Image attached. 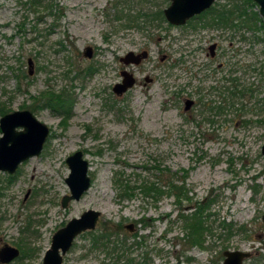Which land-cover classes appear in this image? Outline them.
I'll list each match as a JSON object with an SVG mask.
<instances>
[{
  "label": "rangeland",
  "instance_id": "rangeland-1",
  "mask_svg": "<svg viewBox=\"0 0 264 264\" xmlns=\"http://www.w3.org/2000/svg\"><path fill=\"white\" fill-rule=\"evenodd\" d=\"M170 3L0 0V119L30 109L50 128L39 155L12 175L0 172V248L22 250L8 264H42L54 233L89 209L101 212L96 228L75 238L63 264H223L227 250L264 256V31L205 26L209 15L173 25L158 17ZM130 51L148 57L124 64ZM123 70L136 84L118 96ZM61 92L75 101L67 121L39 106ZM186 99L194 100L189 110ZM78 150L92 184L64 208L66 159ZM150 184L163 193H142ZM188 218L203 226L197 244Z\"/></svg>",
  "mask_w": 264,
  "mask_h": 264
},
{
  "label": "water",
  "instance_id": "water-1",
  "mask_svg": "<svg viewBox=\"0 0 264 264\" xmlns=\"http://www.w3.org/2000/svg\"><path fill=\"white\" fill-rule=\"evenodd\" d=\"M260 6V15L264 17V0H254ZM215 0H172L165 8L164 13L169 23L183 25L190 18L210 8ZM216 44L210 46L212 56L215 55ZM85 55L92 57L93 48L88 46ZM148 57V51L135 53L128 52L120 60L124 64H139ZM30 74L33 73V60L29 59ZM122 81L114 85L113 91L122 96L136 84L135 76L123 70ZM194 105V100L186 99L185 110ZM0 172L13 174L25 160L41 153L44 143L50 134L49 126L40 121L30 109L15 110L4 114L0 119ZM264 154V145L262 146ZM70 174L66 182L70 194L62 197L61 204L66 208L72 200H79L91 187L92 180L89 176V161L84 152L78 150L66 159ZM101 212L95 209L84 211L80 217L72 218L64 227L60 228L52 237L51 246L46 250L42 264H63L64 255L70 250L75 238L84 231L96 228ZM264 221V214L262 216ZM224 264H243L250 257V252L240 250L224 252ZM20 255V249L10 244H5L0 249V263L8 264Z\"/></svg>",
  "mask_w": 264,
  "mask_h": 264
},
{
  "label": "trees",
  "instance_id": "trees-1",
  "mask_svg": "<svg viewBox=\"0 0 264 264\" xmlns=\"http://www.w3.org/2000/svg\"><path fill=\"white\" fill-rule=\"evenodd\" d=\"M256 6L257 3L254 0H241L238 3H235L232 7L224 6L221 9L213 8V19L210 21L208 20V22L205 23L206 25L221 24L223 27H233L238 29L253 27L256 28V30L264 31V19L260 17L258 11L253 10V8ZM158 17H160L159 19L162 20L165 19L162 15V12L159 13ZM44 97V100H42V103L39 106L47 107L54 113L62 115V118L65 121L69 120L72 117L75 101L71 94H69L68 92H61L59 94H50ZM124 189L125 193H128L129 195L131 193L130 191H133V188L127 185H125ZM142 193H144L145 195L153 194L157 197L160 196L163 192L161 189L156 187L155 184H150L146 185L142 189ZM198 216L199 215H197V217ZM188 221L190 223V218H188ZM193 222L194 223L189 224L190 228H192V231L188 239L192 244H197L199 243V233L201 232V227L203 226L201 225L200 220H194ZM99 237V235H96L94 237V242H97Z\"/></svg>",
  "mask_w": 264,
  "mask_h": 264
},
{
  "label": "flooded vegetation",
  "instance_id": "flooded-vegetation-1",
  "mask_svg": "<svg viewBox=\"0 0 264 264\" xmlns=\"http://www.w3.org/2000/svg\"><path fill=\"white\" fill-rule=\"evenodd\" d=\"M171 2H172V0H171ZM215 2H216V0H215ZM215 2L212 4V6L210 7V8H208V9H206V10H204L202 13H200V14H198V15H195V16H193L192 18H190L185 24H187L188 22H190V21H193V20H195V19H202V18H204L206 15H209V16H211L210 17V20H212L213 19V15H212V11H213V8H217L216 7V4H215ZM171 4V3H170ZM258 5V4H257ZM259 6V5H258ZM167 8V7H166ZM165 10V9H164ZM164 10H163V12H162V15L164 16V18H166V16H165V13H164ZM259 10H260V6H259ZM214 14V13H213ZM167 20V19H166ZM209 20V21H210ZM171 24V23H170ZM184 25V24H183ZM203 25H205V26H209V25H206V23L204 22L203 23ZM210 26H218V27H222V25L221 24H215V25H210ZM213 44H216V49L218 48V44L217 43H213ZM212 45V44H211ZM210 45V46H211ZM210 46H209V51H210V55L212 56V54H211V50H210ZM216 49H215V55H216ZM214 55V56H215ZM214 56H212V57H214ZM32 111V110H31ZM33 112V111H32ZM23 163V162H22ZM21 163V164H22ZM20 164V165H21ZM19 165V166H20ZM19 168V167H18ZM18 170V169H17ZM2 172V171H1ZM17 172V171H16ZM15 172V173H16ZM10 174V173H9ZM14 174V173H13ZM12 175V174H11ZM10 177H12V176H10ZM28 195V194H27ZM70 204V203H69ZM70 221V220H69ZM68 221V222H69ZM67 222V223H68ZM66 223V224H67ZM65 224V225H66ZM64 225V226H65ZM63 226V227H64ZM62 228V227H61ZM59 230V229H58ZM57 230V231H58ZM55 234V233H54ZM53 237V236H52ZM51 242H52V240H51ZM7 244V243H6ZM13 246V245H12ZM51 246V245H50ZM16 247V246H15ZM2 248V247H1ZM0 248V249H1ZM18 248V247H17ZM20 249V248H19ZM46 252V251H45ZM68 253V252H67ZM22 254V250L20 249V255ZM45 254V253H44ZM19 255V256H20ZM66 255V254H65ZM224 255V260H225V254H223ZM44 257V256H43ZM18 258V257H17ZM252 259V264H264V256H262V257H256V256H254V254H251L250 255V257H248V258H246L244 261H243V264H246V262L248 261V260H251ZM15 260V259H14ZM64 260V259H63ZM224 260H223V264H224ZM43 263V262H42Z\"/></svg>",
  "mask_w": 264,
  "mask_h": 264
},
{
  "label": "bare ground",
  "instance_id": "bare-ground-1",
  "mask_svg": "<svg viewBox=\"0 0 264 264\" xmlns=\"http://www.w3.org/2000/svg\"><path fill=\"white\" fill-rule=\"evenodd\" d=\"M90 169H93V168L90 167Z\"/></svg>",
  "mask_w": 264,
  "mask_h": 264
}]
</instances>
